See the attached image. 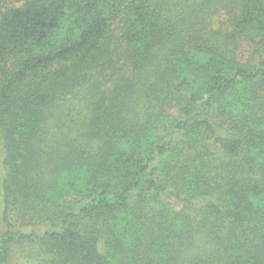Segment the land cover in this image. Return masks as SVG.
I'll use <instances>...</instances> for the list:
<instances>
[{
  "label": "trees",
  "instance_id": "1",
  "mask_svg": "<svg viewBox=\"0 0 264 264\" xmlns=\"http://www.w3.org/2000/svg\"><path fill=\"white\" fill-rule=\"evenodd\" d=\"M0 139V264H264V0H0Z\"/></svg>",
  "mask_w": 264,
  "mask_h": 264
},
{
  "label": "rangeland",
  "instance_id": "2",
  "mask_svg": "<svg viewBox=\"0 0 264 264\" xmlns=\"http://www.w3.org/2000/svg\"><path fill=\"white\" fill-rule=\"evenodd\" d=\"M4 152L3 142L0 139V233L4 231L6 227L3 222V212L5 207L3 183L7 178ZM16 227L26 233H41V231L44 230L43 226L38 225L36 219H27L26 222H21ZM46 261L47 255L41 251L39 240L30 238L13 245L9 264H46Z\"/></svg>",
  "mask_w": 264,
  "mask_h": 264
}]
</instances>
